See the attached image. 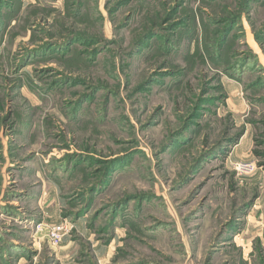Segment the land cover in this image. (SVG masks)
I'll list each match as a JSON object with an SVG mask.
<instances>
[{"label": "rangeland", "instance_id": "374dc122", "mask_svg": "<svg viewBox=\"0 0 264 264\" xmlns=\"http://www.w3.org/2000/svg\"><path fill=\"white\" fill-rule=\"evenodd\" d=\"M0 264H264V0H0Z\"/></svg>", "mask_w": 264, "mask_h": 264}, {"label": "built area", "instance_id": "2783aa9c", "mask_svg": "<svg viewBox=\"0 0 264 264\" xmlns=\"http://www.w3.org/2000/svg\"><path fill=\"white\" fill-rule=\"evenodd\" d=\"M255 165L253 163L240 162L236 164L235 169L240 171L241 173H247V171L252 172L254 170ZM41 230H47L48 239L51 247H58L62 241V238L69 232V224L67 221H63L58 224H53L47 228L40 225ZM40 231L39 229H37Z\"/></svg>", "mask_w": 264, "mask_h": 264}]
</instances>
